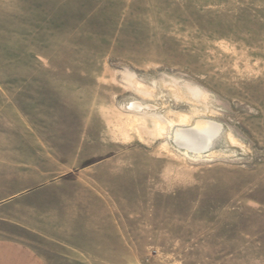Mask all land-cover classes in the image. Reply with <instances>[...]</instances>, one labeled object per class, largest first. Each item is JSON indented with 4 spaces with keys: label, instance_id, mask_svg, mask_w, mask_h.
Listing matches in <instances>:
<instances>
[{
    "label": "rangeland",
    "instance_id": "obj_1",
    "mask_svg": "<svg viewBox=\"0 0 264 264\" xmlns=\"http://www.w3.org/2000/svg\"><path fill=\"white\" fill-rule=\"evenodd\" d=\"M4 100L96 115L125 264H264V0H0Z\"/></svg>",
    "mask_w": 264,
    "mask_h": 264
},
{
    "label": "crops",
    "instance_id": "obj_2",
    "mask_svg": "<svg viewBox=\"0 0 264 264\" xmlns=\"http://www.w3.org/2000/svg\"><path fill=\"white\" fill-rule=\"evenodd\" d=\"M21 104L0 101V264H125L120 253L138 249L110 211L124 196L106 192L118 167L99 159L108 148L93 142L96 115L62 102L64 135L50 143Z\"/></svg>",
    "mask_w": 264,
    "mask_h": 264
},
{
    "label": "bare ground",
    "instance_id": "obj_3",
    "mask_svg": "<svg viewBox=\"0 0 264 264\" xmlns=\"http://www.w3.org/2000/svg\"><path fill=\"white\" fill-rule=\"evenodd\" d=\"M206 125H210L211 127L217 128V124L215 122L208 121V120L207 121H205V120L197 121L195 127H197V129L201 130V128H203V126H206ZM193 132H195V131H193ZM195 133H197V132H195ZM181 134H182L181 128H178L175 135L178 136V135H181Z\"/></svg>",
    "mask_w": 264,
    "mask_h": 264
}]
</instances>
